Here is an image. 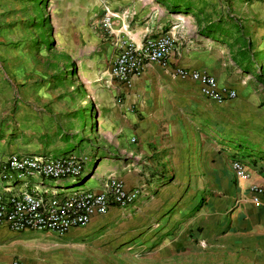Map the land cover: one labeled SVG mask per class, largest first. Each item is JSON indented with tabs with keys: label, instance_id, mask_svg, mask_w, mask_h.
<instances>
[{
	"label": "crops",
	"instance_id": "1",
	"mask_svg": "<svg viewBox=\"0 0 264 264\" xmlns=\"http://www.w3.org/2000/svg\"><path fill=\"white\" fill-rule=\"evenodd\" d=\"M169 1L171 0H114L115 3L112 6L113 10H119L121 5L128 7L125 9L126 13L136 14L144 19L140 27L134 28L126 26L125 19L119 21L117 18L113 19V31L117 27L121 30L123 20L125 32L122 34L123 37L129 34L127 37L139 43L145 38H156L163 34L175 37L176 47L169 55L165 67L147 65L142 75L133 78L131 87L127 89L110 78V66L117 54L116 44L101 56L102 59L108 57L109 60L106 72L108 76L107 106L112 108L113 110H110L113 112L116 108L114 102H117L120 104L118 113H125L122 117L126 122L124 127L126 136L119 137L118 143L122 153L129 156L128 159L136 160L134 171H123L125 166L118 165V162L109 156L107 150L105 153L95 150L91 159L89 154L80 152L76 145H73L71 150L59 154H55L52 150L28 154H23L21 151L7 152L6 149L0 152V159L14 153L48 157L86 155L90 160L89 163L92 162V166L85 167L79 186L83 185L87 190L100 191L108 176H123L126 186H130H127L128 188L143 187L144 191L138 202L128 211L112 208L105 216L93 217L85 228L75 229L79 232L72 230L71 233L68 232L61 237L52 233L32 231L14 233L0 226V264H11L14 260L45 264L42 260L36 261L31 255L36 250H57V247L60 248L58 257L61 264L74 262L83 264L89 256H94L101 262L103 249L100 246L103 237L100 229L105 225L118 224L121 218L128 219L125 222L128 230L112 236L114 240L128 241L126 242L128 248L124 251L128 252V264H264V198L260 204L253 205L249 196L251 193L247 189L248 183L240 185L233 176L232 179L237 183V188L228 191L234 205L229 209L231 214L229 217H210L206 222L204 234L198 239L200 240L198 246L194 239L189 237L186 239L182 237L183 235L173 237L170 239L171 244L165 243L161 247H154L152 241L156 240V237L150 242L140 241L143 236L142 232L137 231V216H141L142 211L146 214L151 213L153 208L159 206L158 202L152 204L147 199H149V192L157 190L158 184L154 178L165 177L166 174L164 165L158 166V163L153 165L150 159L153 155L148 147L151 141L150 136H156L165 128L178 139L181 147H185L189 142L187 136L189 123L195 130L196 126L201 124L202 129L199 134L203 137L202 139H206V133L209 132L208 126L212 120L219 125L215 133L222 136L227 131V118L235 121L245 120L255 112H258L257 115L260 117L261 112L258 111V107L261 97H264V73H260L264 69L261 62L256 68V59L264 48V23L259 21V13L252 7L249 0H182L168 7L166 2ZM177 67L202 71L214 76L220 86L237 92L236 99L223 105L215 104L201 95L197 83L182 81L178 78L172 79L169 72ZM108 95L113 97L111 101ZM193 133L195 132L192 131V135ZM135 135L147 140H143L141 144L140 142L135 144ZM133 139L134 142H132ZM224 140L230 143L228 147L234 151L228 162L224 152H222L224 155L217 153L214 160L211 157L205 158V150L203 155L198 152L187 153L174 159L172 172L174 175L183 177L184 184L186 182L185 187L188 186L187 191L191 188L195 190L196 177L218 176L228 179L230 177L228 170L233 160H240L249 168L250 163L244 160L248 156L264 159L263 153L253 148L251 151L256 155L241 152L239 147L245 146L241 139ZM65 148L66 146L58 147L55 151H62ZM251 160L254 164L255 159ZM126 165L128 167L131 164ZM251 167L254 169L249 168L250 182L264 185V175L257 174L254 165ZM153 175L156 176L153 177ZM37 180L30 178L26 182L10 183L0 179V191L5 195L16 193L18 190L30 191L35 185L43 184ZM201 180L204 182V179ZM209 180L212 181L208 178L205 184H208ZM68 183H64L65 189L77 185L75 182L71 187H67ZM25 184L28 187L24 188ZM48 186L55 187L56 183L53 182ZM185 203L181 200L175 208L183 207ZM210 205L211 208L222 211L227 208L228 201H213L208 204ZM159 208H162V205ZM26 234H32L35 237L29 238ZM42 234L65 239L71 235L69 240H75V242L71 243L73 245L71 249H62L58 243H44ZM89 238L93 241V247H81L84 241L80 242L78 239ZM151 256H155L153 260Z\"/></svg>",
	"mask_w": 264,
	"mask_h": 264
},
{
	"label": "rangeland",
	"instance_id": "2",
	"mask_svg": "<svg viewBox=\"0 0 264 264\" xmlns=\"http://www.w3.org/2000/svg\"><path fill=\"white\" fill-rule=\"evenodd\" d=\"M178 1L182 0H171L166 3L169 7ZM114 3V0H0V152L6 149L7 152L21 151L28 154L52 150L59 154L71 150L73 145H76L80 152L89 154L91 159L95 150L103 153L107 150L118 165L125 166L123 171H134L136 160L128 159L129 156L122 153L118 143L119 137L126 136L124 132L126 122L122 117L125 113H118L120 104L117 102H114L115 112H111L112 108L107 106L106 72L109 60L108 57L102 59L101 56L113 48L116 41L123 38L122 34L125 33L123 20L121 30H118V27L114 29L115 31L112 30L113 19L117 18V21L125 19L126 26L133 28L140 27L144 19L139 15L126 13L125 9L128 7L123 5L118 8L119 10H113ZM249 3L258 11L259 21L264 23V0H249ZM105 15L112 17L109 31L104 29L102 23L100 28V20H103ZM42 23H45L44 26H41ZM256 60V68L261 62L264 69V48ZM260 73H264V70ZM169 76L173 79L170 73ZM108 96L111 101L113 97ZM262 106L264 97H261L258 107L260 117L257 115L258 112H255L245 120L235 121L227 118V131L222 136L215 133L219 125L214 120L209 123L206 139H202L199 134L201 124L196 126L195 130L189 123L187 129L189 142L185 147H181L178 139L165 128L161 131L163 133L150 136L148 147L153 153L150 159L153 165L155 163H158V166L164 165L166 174L165 177L154 178L158 184L157 190L149 192L147 199L152 204L158 202L162 208L159 206L153 208L148 214L142 211L141 216H137V231L142 232L143 236L140 241L150 242L156 237L152 243L154 247H161L165 243L171 244L170 239L173 237L183 235L182 237L186 239L188 237L194 239L198 246L200 244L198 239L204 234L206 222L210 217H229L231 214L229 209L234 205L228 191L237 188L231 171L228 170L230 172L228 179L218 176L196 177L195 190L190 187L191 189L187 191L188 186L185 187L183 177L172 172L174 159L187 153L198 152L203 155L205 150V158L211 157L214 160L217 153L224 152L228 162L234 151L228 147L230 143L224 139L232 141L241 139L246 146L239 147L241 152L256 155L251 151L253 148L255 151H261L264 157ZM192 131L195 132L193 135ZM134 138L135 144L147 140L138 135ZM65 146L62 151H55L58 147ZM251 159H255L254 164ZM244 160L256 167L257 174L264 175V159L248 156ZM127 163L131 165L127 167ZM88 166L91 167L92 162H87L86 167ZM251 166L249 168H252ZM109 177L123 181L126 186L123 176L107 178ZM208 178L212 181L209 180L208 184H205ZM201 179H204V182ZM80 180L82 176L76 179L77 185L73 190L84 189L83 185H78L82 182ZM37 181L47 186L54 182L45 178ZM199 182L201 184H198ZM73 184L75 183L69 182L67 187ZM248 191L251 193L249 196L253 203L254 192ZM181 200L186 202L185 205L175 208ZM224 200L228 201V205L222 211L208 206L213 201ZM261 201L262 199L253 205H258ZM127 220L121 218L116 225L103 226L100 229L103 237L100 246L103 249L102 261L99 262L96 257L89 256L83 264H128V252H124L128 248L126 243L128 241L114 240L112 236L128 230L125 223ZM42 235L44 243H58L62 249H71L73 247L71 243L75 242L69 240L71 235L67 239ZM26 236L35 237L32 234ZM78 241H84L81 247H93L90 238ZM56 249L36 250L31 257L36 261L42 260L45 264H61L58 257L60 248ZM154 257L151 256V259Z\"/></svg>",
	"mask_w": 264,
	"mask_h": 264
},
{
	"label": "built area",
	"instance_id": "3",
	"mask_svg": "<svg viewBox=\"0 0 264 264\" xmlns=\"http://www.w3.org/2000/svg\"><path fill=\"white\" fill-rule=\"evenodd\" d=\"M111 19L105 15L102 20L106 31L111 28ZM115 44L117 54L110 66V78L129 89L133 78L141 76L147 65H167V59L176 47V39L163 34L135 43L129 37H123ZM169 73L173 78L197 83L201 95L217 105L237 97L234 89L220 86L216 78L206 72L177 67ZM87 162L86 155L48 157L14 153L1 158V180L11 183L45 178L54 181L56 186L38 184L30 191L18 190L9 195L0 191V226L14 233L32 231L61 237L72 230L85 228L93 217L105 216L112 208L128 211L138 202L143 187L128 189L123 181L114 177L107 178L100 191L65 189L64 183H75L83 175ZM230 170L238 184L248 183L247 189L254 192V204L264 198V185L250 182V170L244 162L231 161ZM11 264L33 263L14 260Z\"/></svg>",
	"mask_w": 264,
	"mask_h": 264
},
{
	"label": "trees",
	"instance_id": "4",
	"mask_svg": "<svg viewBox=\"0 0 264 264\" xmlns=\"http://www.w3.org/2000/svg\"><path fill=\"white\" fill-rule=\"evenodd\" d=\"M44 24H45V23H42V25H41V26H44Z\"/></svg>",
	"mask_w": 264,
	"mask_h": 264
}]
</instances>
